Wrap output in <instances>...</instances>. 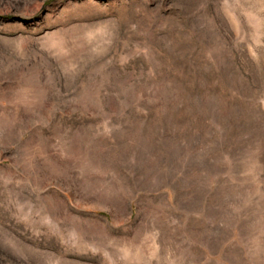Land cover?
Masks as SVG:
<instances>
[{
    "label": "rangeland",
    "instance_id": "obj_1",
    "mask_svg": "<svg viewBox=\"0 0 264 264\" xmlns=\"http://www.w3.org/2000/svg\"><path fill=\"white\" fill-rule=\"evenodd\" d=\"M0 264H264V0H0Z\"/></svg>",
    "mask_w": 264,
    "mask_h": 264
}]
</instances>
